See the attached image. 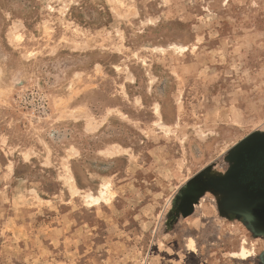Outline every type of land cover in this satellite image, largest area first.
Instances as JSON below:
<instances>
[{"label":"rangeland","instance_id":"rangeland-1","mask_svg":"<svg viewBox=\"0 0 264 264\" xmlns=\"http://www.w3.org/2000/svg\"><path fill=\"white\" fill-rule=\"evenodd\" d=\"M262 166L264 0H0V264H264Z\"/></svg>","mask_w":264,"mask_h":264},{"label":"flooded vegetation","instance_id":"flooded-vegetation-1","mask_svg":"<svg viewBox=\"0 0 264 264\" xmlns=\"http://www.w3.org/2000/svg\"><path fill=\"white\" fill-rule=\"evenodd\" d=\"M262 168H263V173L260 175H258L257 177H259L260 179H262L263 180V184H262V186H263V188H264V166H262ZM252 169L254 170V169H258L257 167L256 168H254L253 166H252ZM252 171V170H251ZM259 172H261V171H259ZM256 173H258L257 172V170H256Z\"/></svg>","mask_w":264,"mask_h":264}]
</instances>
